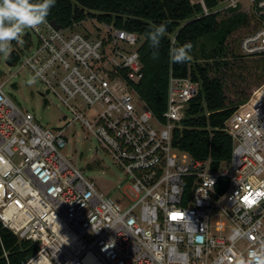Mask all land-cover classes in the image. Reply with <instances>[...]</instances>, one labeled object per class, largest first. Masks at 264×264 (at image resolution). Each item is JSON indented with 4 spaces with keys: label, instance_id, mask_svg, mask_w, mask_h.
Returning a JSON list of instances; mask_svg holds the SVG:
<instances>
[{
    "label": "built area",
    "instance_id": "obj_1",
    "mask_svg": "<svg viewBox=\"0 0 264 264\" xmlns=\"http://www.w3.org/2000/svg\"><path fill=\"white\" fill-rule=\"evenodd\" d=\"M188 1L203 15L234 9L251 15L258 26L237 48L246 58L264 56V0H216L212 10L205 0ZM80 23L56 28L46 18L28 29L37 37L34 50H16L14 64L31 70L71 113L64 127L45 128L0 82V224L36 247L21 264L251 260V252L264 250V198L254 199L264 192V82L224 121L231 156L213 169L210 158L196 159L172 143L198 83L170 77L160 122L134 88L143 38L99 22L96 34L74 31ZM75 122L127 177L124 203L64 154V131ZM188 220L202 237L198 244L186 231Z\"/></svg>",
    "mask_w": 264,
    "mask_h": 264
},
{
    "label": "trees",
    "instance_id": "obj_2",
    "mask_svg": "<svg viewBox=\"0 0 264 264\" xmlns=\"http://www.w3.org/2000/svg\"><path fill=\"white\" fill-rule=\"evenodd\" d=\"M205 4L211 10L217 5L216 0H205ZM47 19L61 28H72L94 19L140 35L143 38L138 48L142 77L134 88L160 122H165L163 114L170 77H190L199 85L198 93L189 101L185 116L178 123L180 127L173 130V146L196 159L210 158L213 169L230 158L232 142L222 130L224 121L247 100L254 88L264 82V56L238 60L241 62L236 72L227 61L236 58L230 37L241 30L244 35L258 26L251 15L236 9L203 15L202 8L188 0H56ZM164 22H167L168 30L158 49L150 47L144 33ZM202 39L212 40L214 46L206 51ZM185 43L192 45L191 59L183 64L172 63L170 49ZM198 44L200 53L197 52ZM154 52L159 54L156 59L152 57ZM18 59L19 53L12 50L7 62L14 64ZM247 61H251V66ZM225 71L230 72L228 76L232 80L239 77L244 82L252 78L257 86L248 94L241 91L243 97L235 102L227 100ZM35 251L33 243L19 240L0 224V264H21Z\"/></svg>",
    "mask_w": 264,
    "mask_h": 264
},
{
    "label": "rangeland",
    "instance_id": "obj_3",
    "mask_svg": "<svg viewBox=\"0 0 264 264\" xmlns=\"http://www.w3.org/2000/svg\"><path fill=\"white\" fill-rule=\"evenodd\" d=\"M96 21L88 19L81 22L74 28V31L83 33L88 31L96 34ZM244 30L236 32L230 37V45L236 55V58H228L230 67L233 71H238V60L246 59L238 51V42L243 35ZM22 43L13 41L10 45L12 50H26L25 53H31L37 45V37L28 29L22 34ZM206 43V51L214 46L210 39H202ZM197 52L200 53V44L197 46ZM237 61H236V60ZM251 66V61H247ZM246 63V64H247ZM226 72L224 82L225 94L227 100L237 101L243 96L242 92L247 94L257 85L253 79L241 81L239 77L236 80L229 78V71ZM35 76L31 70L20 68L19 64H9L7 59L0 57V82H3L4 91L23 109L31 111L37 121L48 129H58L64 127L66 122L71 120V113L63 105L60 99L52 92L46 93V86L36 77L34 84H27L26 81ZM157 126L156 123H153ZM67 140L63 152L77 166L85 176L93 179L101 186L114 202L124 203L121 200L122 186L128 183L127 177L123 171L111 160L107 153L99 146L94 136L84 128L79 122L73 123L65 131Z\"/></svg>",
    "mask_w": 264,
    "mask_h": 264
},
{
    "label": "clouds",
    "instance_id": "obj_4",
    "mask_svg": "<svg viewBox=\"0 0 264 264\" xmlns=\"http://www.w3.org/2000/svg\"><path fill=\"white\" fill-rule=\"evenodd\" d=\"M56 0H0V57L8 59L11 54L10 45L13 41H22V34L29 28H35L46 22L51 8ZM167 22L151 27L144 33L149 46L157 48L167 32ZM192 45L185 43L182 46H174L169 51V59L174 64H183L191 59ZM158 52L152 54L153 59L158 57ZM36 82V76L28 79L27 84ZM253 184L259 181L253 179ZM264 198V192H255L254 199L259 201ZM193 243L198 244L202 237L197 235L196 226L188 220L186 226ZM251 260L241 257L237 264H264V250L251 252Z\"/></svg>",
    "mask_w": 264,
    "mask_h": 264
},
{
    "label": "water",
    "instance_id": "obj_5",
    "mask_svg": "<svg viewBox=\"0 0 264 264\" xmlns=\"http://www.w3.org/2000/svg\"><path fill=\"white\" fill-rule=\"evenodd\" d=\"M52 24H53L56 28H60V26H58L55 22H52Z\"/></svg>",
    "mask_w": 264,
    "mask_h": 264
},
{
    "label": "snow or ice",
    "instance_id": "obj_6",
    "mask_svg": "<svg viewBox=\"0 0 264 264\" xmlns=\"http://www.w3.org/2000/svg\"><path fill=\"white\" fill-rule=\"evenodd\" d=\"M245 199L247 200L248 198L246 197ZM249 202H250V201H249ZM173 218H175V216H174Z\"/></svg>",
    "mask_w": 264,
    "mask_h": 264
}]
</instances>
